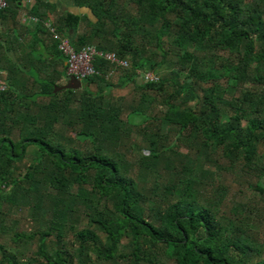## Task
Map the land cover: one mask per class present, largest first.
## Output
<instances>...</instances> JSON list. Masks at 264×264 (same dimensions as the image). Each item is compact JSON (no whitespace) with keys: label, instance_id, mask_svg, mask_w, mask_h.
Wrapping results in <instances>:
<instances>
[{"label":"trees","instance_id":"16d2710c","mask_svg":"<svg viewBox=\"0 0 264 264\" xmlns=\"http://www.w3.org/2000/svg\"><path fill=\"white\" fill-rule=\"evenodd\" d=\"M72 1L93 17L27 9L46 72L19 74L0 38V264H264V0ZM45 21L127 65L95 56L81 87L54 91L68 76ZM235 171L245 200L228 197Z\"/></svg>","mask_w":264,"mask_h":264},{"label":"crops","instance_id":"0c3cea01","mask_svg":"<svg viewBox=\"0 0 264 264\" xmlns=\"http://www.w3.org/2000/svg\"><path fill=\"white\" fill-rule=\"evenodd\" d=\"M55 7L56 14L59 11H70L73 13H86L89 17L91 12L87 7H78L72 0H44ZM34 0H21V8L15 15V21L10 17L1 19L0 38L6 58L18 69L19 74L44 73L49 70L52 46L50 36L45 31L34 28V22L24 18ZM29 15V14H28ZM92 15V14H91ZM42 59V63H36V59ZM36 61V62H35ZM40 68V69H39ZM5 70H0L3 78ZM1 81V79H0Z\"/></svg>","mask_w":264,"mask_h":264},{"label":"built area","instance_id":"2783aa9c","mask_svg":"<svg viewBox=\"0 0 264 264\" xmlns=\"http://www.w3.org/2000/svg\"><path fill=\"white\" fill-rule=\"evenodd\" d=\"M7 6V0H0V10ZM24 18L29 21H37V17L32 15H24ZM44 24L48 27L53 37L58 39V48L65 56V68L67 76H74L79 80H83L85 77L90 76L97 72L92 64V60L95 56L104 57L109 62L115 64V66H126L127 61L125 59L118 58L113 52L97 50L92 45H84L80 49H75L70 40L66 37L59 36L54 27L49 21H45ZM115 69L108 71L107 76L111 77ZM138 77L142 81L157 80V75L151 71L138 72ZM5 85L0 81V89H4Z\"/></svg>","mask_w":264,"mask_h":264},{"label":"rangeland","instance_id":"374dc122","mask_svg":"<svg viewBox=\"0 0 264 264\" xmlns=\"http://www.w3.org/2000/svg\"><path fill=\"white\" fill-rule=\"evenodd\" d=\"M127 6H130L128 3H126ZM90 12V11H89ZM90 17H93L91 14H89ZM167 38V36H164ZM119 73L118 68H116L111 76V80L113 81V83H116V79H117V75ZM111 93L112 96L116 97V96H124L126 99H129L132 95H133V90L131 89V84H128L126 86L120 87V86H113L111 89ZM142 152L144 154H147V150L145 148H143ZM259 152L264 154V145L260 146L259 148ZM33 157V153H32V149L31 147H29V149L27 150V154L25 156V159L27 161H30L31 158ZM261 160L264 162V155L261 156ZM226 176L224 177V182L228 185V197H232L234 196L238 189L241 188L244 192L246 193H241L239 194V199H246V197L248 195H250L251 190L249 188V186L247 185V182L244 180L245 176H243L242 178L237 176V172L235 171L232 174H225ZM255 178L253 177V179L251 178V180H254ZM264 197V196H263ZM261 204L264 206V199L261 201ZM18 227L19 228H23V229H29L30 227V221L25 217H23L22 220L19 221L18 223ZM2 239V238H1ZM0 239V240H1ZM124 243V240H123ZM32 249H35V243H33L31 245Z\"/></svg>","mask_w":264,"mask_h":264},{"label":"water","instance_id":"95a60500","mask_svg":"<svg viewBox=\"0 0 264 264\" xmlns=\"http://www.w3.org/2000/svg\"><path fill=\"white\" fill-rule=\"evenodd\" d=\"M83 81L79 80L77 78H75L74 76H69L66 78L65 83H63L62 85L56 86L54 88V91H56L57 89H61V88H78L81 87ZM85 84H87V82H84Z\"/></svg>","mask_w":264,"mask_h":264}]
</instances>
